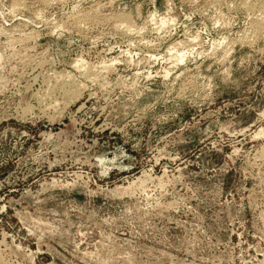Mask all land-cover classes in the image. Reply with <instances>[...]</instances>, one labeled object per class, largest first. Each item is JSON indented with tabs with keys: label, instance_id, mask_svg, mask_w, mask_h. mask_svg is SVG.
Here are the masks:
<instances>
[{
	"label": "rangeland",
	"instance_id": "374dc122",
	"mask_svg": "<svg viewBox=\"0 0 264 264\" xmlns=\"http://www.w3.org/2000/svg\"><path fill=\"white\" fill-rule=\"evenodd\" d=\"M0 264H264V0H0Z\"/></svg>",
	"mask_w": 264,
	"mask_h": 264
},
{
	"label": "bare ground",
	"instance_id": "6f19581e",
	"mask_svg": "<svg viewBox=\"0 0 264 264\" xmlns=\"http://www.w3.org/2000/svg\"><path fill=\"white\" fill-rule=\"evenodd\" d=\"M165 23V22H164ZM175 45H172L171 47H170V49H172L173 47H174ZM179 59V61H181V60H183V55L182 54H179L177 57H176V59ZM70 90V89H69Z\"/></svg>",
	"mask_w": 264,
	"mask_h": 264
}]
</instances>
